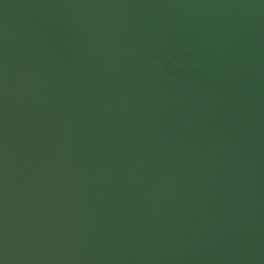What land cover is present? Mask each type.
I'll return each mask as SVG.
<instances>
[{"label":"water","instance_id":"1","mask_svg":"<svg viewBox=\"0 0 264 264\" xmlns=\"http://www.w3.org/2000/svg\"><path fill=\"white\" fill-rule=\"evenodd\" d=\"M0 264H264V0H0Z\"/></svg>","mask_w":264,"mask_h":264}]
</instances>
